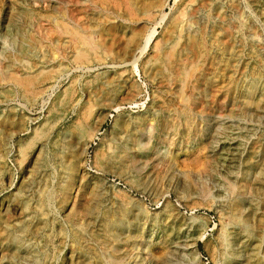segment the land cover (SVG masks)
Returning a JSON list of instances; mask_svg holds the SVG:
<instances>
[{"label":"rangeland","instance_id":"rangeland-1","mask_svg":"<svg viewBox=\"0 0 264 264\" xmlns=\"http://www.w3.org/2000/svg\"><path fill=\"white\" fill-rule=\"evenodd\" d=\"M84 1L0 0V264H264V0Z\"/></svg>","mask_w":264,"mask_h":264},{"label":"bare ground","instance_id":"bare-ground-1","mask_svg":"<svg viewBox=\"0 0 264 264\" xmlns=\"http://www.w3.org/2000/svg\"><path fill=\"white\" fill-rule=\"evenodd\" d=\"M56 1H60L59 2V5H61L63 2V0H56ZM78 1V0H77ZM86 1V0H85ZM84 1V2H85ZM123 1V0H122ZM127 1V0H126ZM43 2L44 3H46V6H48V4H49V0H43ZM88 2H89V0H88ZM106 2V1H105ZM77 4V3H76ZM92 4V3H91ZM90 5V4H89ZM96 6V5H95ZM100 6V5H99ZM53 9V8H52ZM61 14V13H60ZM92 14V13H91ZM99 14V13H98ZM80 15V14H79ZM83 15V14H82ZM87 16V15H86ZM90 16V15H89ZM95 16V15H94ZM93 17V16H92ZM180 17V16H179ZM89 18V17H88ZM80 19V18H79ZM86 19V18H85ZM102 19V18H101ZM120 19H122V18H120ZM178 19V18H177ZM69 20V19H68ZM87 20V19H86ZM114 21V20H113ZM68 22V21H67ZM71 22V21H70ZM69 23V22H68ZM133 23V22H132ZM113 25V24H112ZM135 25V24H134ZM203 25V24H202ZM116 26V25H115ZM119 27V26H118ZM229 27V26H228ZM83 28V30H84V32H87V34L89 33V34H91L93 31H95V30H91V31H89L88 32V30L85 28V27H82ZM97 28V27H96ZM95 28V29H96ZM120 28V27H119ZM51 29V28H50ZM155 31V30H154ZM98 32V31H97ZM152 32H153V30H152ZM152 32H150L148 35H146L145 37H143V40H142V42L140 43V45L139 46H137L136 48H135V50H133V52H132V54H131V59H132V63H136V60L138 59V54H139V52H143L144 50H146V48L148 47V44H149V41H150V39H151V37H152ZM225 32V31H224ZM96 33V32H95ZM99 34H100V32H98ZM125 33V32H124ZM154 33V32H153ZM130 35H129V44H130V46H131V44L133 43V42H135L137 39H138V32L136 31V30H132L130 33H129ZM92 35V34H91ZM213 35V34H212ZM46 37H47V35H45ZM73 36V35H72ZM103 36V35H102ZM102 36H101V39H100V37H99V39L97 40V38H95L94 39V42L95 43H100V42H102ZM216 36V35H215ZM39 38V37H38ZM81 38H82V36H81ZM125 38H126V35H125ZM67 39V38H66ZM70 40V42H71V47H74L75 45H76V47H77V49H78V53H79V57H85V52L84 51H81L80 49H82L80 46H79V44H77L76 43V41H72V38L70 37L69 38ZM75 39V38H74ZM221 39V38H220ZM83 40V39H82ZM222 41V40H221ZM197 41H193V43H192V46H191V51L189 52V53H185V54H183V53H181V54H178V55H175V58L173 59V64H172V69L173 70H175V71H178L180 68H181V66H184V64H188L189 63V61H190V59H191V56L193 55V53H194V51H195V49H197V47H198V45H197V43H196ZM212 43V42H211ZM67 44H69V43H67ZM103 44H105L104 42H103ZM123 44V43H122ZM60 46V45H59ZM61 46H62V44H61ZM60 46V47H61ZM63 47V46H62ZM61 47V48H62ZM66 47V46H65ZM65 47H63L64 49H65ZM68 47V46H67ZM54 48V47H53ZM52 48V49H53ZM69 49V48H68ZM67 49V50H68ZM138 49V50H137ZM70 50V49H69ZM115 50V49H114ZM136 50H137V52H136ZM176 50V49H175ZM59 51V50H58ZM72 51V50H71ZM170 53V52H169ZM173 53V52H172ZM196 54V53H195ZM181 55L182 56H184L183 57V59L181 58ZM63 58V57H62ZM76 58V57H75ZM171 58V57H170ZM169 58V59H170ZM59 59V58H58ZM67 59V58H66ZM128 59V58H127ZM62 61V60H61ZM129 61V60H128ZM5 62H7V61H5ZM114 62V61H113ZM123 62V61H122ZM2 63V62H1ZM102 63V62H101ZM71 65V64H70ZM102 65V64H101ZM87 66V65H86ZM97 66V65H96ZM100 66V65H99ZM1 67V66H0ZM61 67V66H60ZM79 67V66H78ZM170 68V67H169ZM235 69V68H234ZM237 69V68H236ZM42 71V70H41ZM21 73V72H20ZM233 76V75H232ZM215 77V76H214ZM192 79V78H191ZM234 79V78H233ZM188 81V80H187ZM94 82V81H93ZM167 82V81H166ZM211 82V81H210ZM237 82V81H236ZM226 84V83H225ZM56 85V84H55ZM120 85V84H119ZM162 85V84H161ZM189 85V84H188ZM187 85V86H188ZM121 86V85H120ZM53 87V86H52ZM219 88V87H218ZM94 90V89H93ZM223 90V89H222ZM71 96V95H70ZM112 96V95H111ZM217 96V95H216ZM108 97V96H107ZM110 98V97H109ZM190 100H192V99H190ZM191 102V101H190ZM117 105H119V104H117ZM16 117V116H15ZM122 119V118H121ZM127 123V122H126ZM125 125V124H124ZM123 125V126H124ZM126 129V128H125ZM131 132V131H130ZM168 132V131H167ZM90 134V133H89ZM39 136V135H38ZM91 137H92V135H89L88 136V138H86L85 140H84V144H83V149H82V153L83 154H85L86 153V150H87V148H88V146H89V142H90V140H91ZM130 140V139H129ZM82 148V147H81ZM2 149V148H1ZM42 151V150H41ZM39 153H41L40 151H39ZM82 155V154H81ZM38 157V156H37ZM37 162V161H36ZM260 164V163H259ZM262 165V164H261ZM134 167V166H133ZM259 168H261V167H259ZM34 169V168H33ZM29 170V169H28ZM67 170V169H66ZM34 171V170H33ZM68 171V170H67ZM129 172H130V170H129ZM13 178V177H12ZM70 180V179H69ZM53 182V181H52ZM66 182V181H65ZM13 183V182H12ZM52 184V183H51ZM54 184V183H53ZM98 184H100V183H98ZM12 185V184H11ZM61 185V184H60ZM24 187V186H23ZM50 188V187H49ZM6 189V188H5ZM26 189H28V188H26ZM26 191V190H25ZM29 191V190H28ZM48 191H50V190H48ZM30 193V192H29ZM94 193H97V192H94ZM40 194V193H39ZM55 194V193H54ZM99 194V193H98ZM56 195V194H55ZM61 195V194H60ZM97 195V194H96ZM50 201V200H49ZM53 201V200H52ZM98 201V200H97ZM102 201V200H101ZM50 204V203H49ZM95 204V203H94ZM43 206V205H42ZM41 206V207H42ZM234 206V205H233ZM54 207V206H53ZM70 208V207H69ZM26 210V209H25ZM74 210H75V208H74ZM236 210V209H235ZM22 211V210H21ZM57 211V210H56ZM36 212V211H35ZM52 212V211H51ZM68 212V211H67ZM76 212V211H75ZM99 212V211H98ZM54 213V212H53ZM123 213V212H122ZM80 214V213H79ZM78 214V215H79ZM94 215V214H93ZM235 215V214H234ZM22 216V215H21ZM43 216H44V214H43ZM46 216V215H45ZM69 216V215H68ZM236 216V215H235ZM75 218V217H74ZM82 219V218H81ZM112 219V218H111ZM118 219V218H117ZM22 220V219H21ZM33 221V220H32ZM65 223V222H64ZM76 226V225H75ZM78 226V225H77ZM29 227V226H28ZM35 227H36V225H35ZM84 227V226H83ZM104 227H106V226H104ZM67 228V227H66ZM84 229V228H83ZM87 229H88V227H87ZM83 231V230H82ZM24 233V232H23ZM39 235V234H38ZM37 235V236H38ZM12 237H13V235H12ZM39 237V236H38ZM111 237V236H110ZM11 238V236L9 235L8 236V238L7 239H10ZM81 238H82V236H81ZM100 238V237H99ZM38 239V238H37ZM11 240L12 241H15V239L14 238H11ZM18 243L20 242L19 240H16ZM99 241V240H98ZM100 242V241H99ZM74 244V243H73ZM27 248V247H26ZM70 248V247H69ZM102 250H105V249H102ZM4 252V251H3ZM105 252V251H104ZM108 253V252H107ZM4 254V253H3ZM33 254H34V252H33ZM99 256V255H98ZM29 258V257H28ZM110 258V257H109ZM23 259V258H22ZM36 259V258H35ZM34 259V260H35ZM32 260V259H31ZM5 261L7 262V260L5 259ZM24 262V261H23ZM50 262V261H49ZM33 263V262H32Z\"/></svg>","mask_w":264,"mask_h":264}]
</instances>
